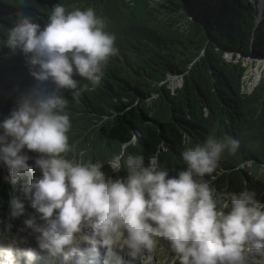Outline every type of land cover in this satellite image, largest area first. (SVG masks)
I'll list each match as a JSON object with an SVG mask.
<instances>
[{
    "label": "clouds",
    "instance_id": "9594fccd",
    "mask_svg": "<svg viewBox=\"0 0 264 264\" xmlns=\"http://www.w3.org/2000/svg\"><path fill=\"white\" fill-rule=\"evenodd\" d=\"M107 28V19L92 7L69 10L57 4L45 26L20 12L6 31L2 43L23 53L37 81L0 122V162L9 170L5 182L15 186L33 175L25 148L40 154L35 164L42 176L27 180L20 191L41 223L28 220L20 231L32 228L39 233V247L65 262L87 244L94 251L104 247L109 258H116L114 264H121L118 252L142 264H264V204L254 191L217 194L211 187L222 175V154L235 155L239 139L211 135L193 147L183 137L187 168L171 178L158 154L146 163L143 155L127 153L135 137L107 161V171L103 161H85V150L77 153L70 143L72 120L64 90L78 102L102 84L110 59L119 54L117 37ZM155 99L153 94L149 102ZM121 168L127 177L114 178ZM203 177L208 180L198 179ZM23 208L13 197L9 221ZM26 241L19 236L8 241L4 264H21L25 256L28 264L37 259L34 250L21 247Z\"/></svg>",
    "mask_w": 264,
    "mask_h": 264
},
{
    "label": "trees",
    "instance_id": "16d2710c",
    "mask_svg": "<svg viewBox=\"0 0 264 264\" xmlns=\"http://www.w3.org/2000/svg\"><path fill=\"white\" fill-rule=\"evenodd\" d=\"M57 4L69 10L95 9L107 19V30L115 33L119 48L98 88L83 93L78 102L71 91L64 90L72 120L70 143L77 153L85 150V161L101 160L107 171V161L135 137V145L127 153L143 155L146 163L158 154L171 178L187 168L181 155L183 137L194 147L211 135L218 139L231 135L241 146L235 155L222 154L223 172L211 187L217 194L222 190L254 191L264 204V71L248 89L250 65L245 63L246 57L264 58L260 0H0V122L37 83L23 53L2 43L6 31L14 27L20 12L45 26ZM74 78L82 85L87 83L79 76ZM172 78L181 81L178 87L172 86ZM153 94L158 99L149 102ZM23 152L29 161L40 155L27 148ZM40 171L37 167L35 174ZM5 175L9 171L0 162V237L25 235L30 239L38 233L32 228L20 229L28 220L37 225L40 221L20 187L33 177L23 176L13 186L4 181ZM112 175L124 178L128 171L121 168ZM13 197L24 208L18 218L9 221ZM3 249L0 244V264L4 263ZM41 258L31 264L48 261ZM21 264H28L27 256Z\"/></svg>",
    "mask_w": 264,
    "mask_h": 264
},
{
    "label": "rangeland",
    "instance_id": "374dc122",
    "mask_svg": "<svg viewBox=\"0 0 264 264\" xmlns=\"http://www.w3.org/2000/svg\"><path fill=\"white\" fill-rule=\"evenodd\" d=\"M261 1V6L262 7H264V0H260ZM245 63H249V65H250V68H249V73H248V76H247V83H248V89H251L252 88V86L255 84V83H257L258 82V79H259V77H261V74H262V72L264 71V58H262V59H255V60H253V58L250 56V57H246V60H245ZM251 77H252V79H251ZM171 82H172V86L173 87H178L179 85H180V83H181V81L178 79V78H175V79H171ZM53 87V85H51L50 86V88H52ZM35 161H36V159H32L31 161H29V164L30 165H32L33 166V175L32 176H30V178L31 177H33V176H41L42 175V172L40 171V172H38L39 174H35V173H37L36 171H37V166H36V164H35ZM6 170L7 171H9L8 170V168H7V166H6ZM40 223H41V221H40ZM32 232H35L34 230L32 231ZM1 233V232H0ZM88 234H91L90 232L88 233ZM37 235H39V233L38 234H36V235H34L32 238H28L27 239V241L25 242V245L26 244H28L27 245V248H29V247H31L32 248V250H34L35 252H36V254L37 253H40L41 255H43V257L41 258V260H43L44 261V257H47L48 255H49V253L47 252V250H43V249H41L40 247H39V244H38V241H37V239H36V236ZM13 237H16V236H13V235H11L10 237L8 236V238H5V239H2L1 237H0V244L1 245H3V246H5L7 243H8V241L11 239V238H13ZM19 237H25V235H23V236H19ZM87 247H90V246H87ZM23 248V247H22ZM104 248V247H103ZM23 249H25V248H23ZM82 249L83 248H80V253H81V255H80V257L78 258V257H76V258H74L73 259V257H72V261L73 262H71V263H69V264H77L76 263V261H74V260H80V261H83V262H81V263H79V264H82V263H85L84 261H86V259L82 256V254H84V252L85 251H83V252H81L82 251ZM84 249H86V248H84ZM101 250H102V248H101ZM3 253V252H2ZM102 253H107V250L104 248L103 250H102ZM78 255H79V253H77ZM86 256L87 257H90L91 256V254H89L88 252H86ZM101 257H102V255H101ZM24 260H26V258H24ZM70 260V261H71ZM137 261H140V262H142L140 259H136ZM24 263H27V261H23ZM22 262V263H23ZM51 264H68V262H65L64 260H63V262H62V260L61 259H59V258H53V259H51L50 261H49ZM47 263V262H46ZM1 264H4V263H1ZM48 264V263H47Z\"/></svg>",
    "mask_w": 264,
    "mask_h": 264
},
{
    "label": "bare ground",
    "instance_id": "6f19581e",
    "mask_svg": "<svg viewBox=\"0 0 264 264\" xmlns=\"http://www.w3.org/2000/svg\"><path fill=\"white\" fill-rule=\"evenodd\" d=\"M81 248H83L81 252L85 251L84 254H82V256L86 259V261H84L85 264H91L93 262V255H91L90 257H87L86 256V252L89 253V250L87 248L84 249V247H82V246H81ZM101 248L102 247H100L99 250L97 251V252H100V254L97 257H95V259H94L95 260V264H105L106 263V262L105 263L99 262V260L101 259V251H102ZM91 251H94V250H91ZM78 253H79V255L78 254H75L73 256V259L76 258V257H78V258L80 257V255H81L80 251ZM118 256H119L118 258L120 259V261L122 262V264H135L134 261L133 262L130 261L131 260L130 259L131 257L128 256L127 254H125L124 252H118ZM115 259L116 258H109L108 255L106 256V261H108V264H114ZM74 261H76L77 264L83 262V261H80V260L79 261L78 260H74ZM67 262L69 264V263H71L73 261L71 260V261H67Z\"/></svg>",
    "mask_w": 264,
    "mask_h": 264
}]
</instances>
